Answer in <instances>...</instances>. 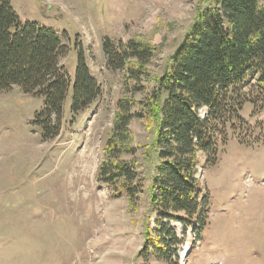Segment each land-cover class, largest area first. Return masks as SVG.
<instances>
[{"label":"rangeland","instance_id":"374dc122","mask_svg":"<svg viewBox=\"0 0 264 264\" xmlns=\"http://www.w3.org/2000/svg\"><path fill=\"white\" fill-rule=\"evenodd\" d=\"M9 1L23 22L57 30L67 70L84 52L100 93L74 118L66 104L58 134L44 139L33 124L42 98L17 85L0 90V264H264V99L244 104L214 159L200 155L201 234L166 219L179 242L164 259L144 252L155 226L148 185L158 160L145 103L207 0ZM107 38L111 45L141 40L153 55L138 73L129 71L138 67L134 58L112 68L102 48ZM243 91L257 95L250 84ZM122 102L135 113L127 126L133 151L119 153L136 169L131 196L98 178Z\"/></svg>","mask_w":264,"mask_h":264},{"label":"trees","instance_id":"16d2710c","mask_svg":"<svg viewBox=\"0 0 264 264\" xmlns=\"http://www.w3.org/2000/svg\"><path fill=\"white\" fill-rule=\"evenodd\" d=\"M102 48L112 68L136 59L138 67L130 66L131 73L141 72L153 55L152 45L132 38L117 39L112 45L107 38ZM66 52L56 29L23 22L9 0H0V90L17 85L42 98L33 124L44 139L58 134L66 104L74 118L100 93L84 52L76 51L70 71L61 63ZM247 84L257 95L243 91ZM263 99L264 5L261 0H207L168 56L157 89L145 103L158 160L148 185L155 226L144 252L162 254L159 258L164 259L170 246L179 242L175 227L166 219L175 218L191 226L195 235L201 234L205 218L199 204L200 155L206 163L214 159L226 126L240 118L245 103ZM130 104L118 106L98 169L100 180L129 196L136 192V169L131 161L120 159L119 153L133 151L127 145V126L135 115L129 111Z\"/></svg>","mask_w":264,"mask_h":264}]
</instances>
